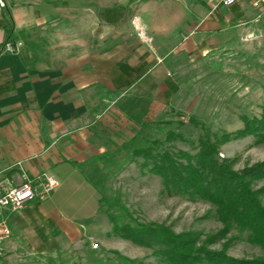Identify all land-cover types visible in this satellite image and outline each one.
I'll return each mask as SVG.
<instances>
[{
	"label": "rangeland",
	"instance_id": "1",
	"mask_svg": "<svg viewBox=\"0 0 264 264\" xmlns=\"http://www.w3.org/2000/svg\"><path fill=\"white\" fill-rule=\"evenodd\" d=\"M57 1L65 6L94 4V0ZM97 1L111 5V11L101 10L106 22L102 32L118 30L124 39H134L135 50L147 57L146 68L139 70L138 78L133 76L139 79L134 90L108 89L106 118L94 124L104 135L96 139L92 152L81 157L82 177L68 189L71 202L60 206V218L51 219L47 212L22 236L13 232L4 243L0 264L118 262L114 252L143 264H168L159 246L143 247L115 235L113 219L119 224H162L176 233L192 232L207 248L224 249L231 257H264V249L250 243L248 231L233 225L224 237L216 207L167 189L134 155L138 148L157 142L159 150L196 155L206 134L233 133L243 128L242 117H262L264 13L249 0H236L232 7L216 6L215 0ZM145 6L151 12L147 20L139 11ZM209 6L226 22L209 34L200 28L187 32L196 21V8ZM180 12L185 26L176 30L175 16ZM39 38L40 47L49 45L45 30ZM105 43L102 47H109ZM133 94L135 102L129 98ZM171 132L177 138L168 141ZM217 158L242 171L264 161V143L256 144L254 137L231 140L219 147ZM263 185L264 180L254 183L253 189ZM260 199L264 204V193Z\"/></svg>",
	"mask_w": 264,
	"mask_h": 264
},
{
	"label": "crops",
	"instance_id": "2",
	"mask_svg": "<svg viewBox=\"0 0 264 264\" xmlns=\"http://www.w3.org/2000/svg\"><path fill=\"white\" fill-rule=\"evenodd\" d=\"M7 2L8 7L0 11V46L8 42L11 29L21 47L17 54L0 55V183L7 180L16 185L25 176L32 181L45 176L59 184L45 202L36 199L21 211L6 212L12 233L22 236L47 212L51 219L60 218V206L71 202L68 189L82 177L81 157L92 152L96 139L104 135L94 124L106 118L108 89L128 86L134 90L139 79L133 76L138 78L139 70L146 68L147 57L141 49L135 50L134 39H124L118 30L102 32L106 22L101 10L111 11L110 4L97 0L91 1L93 7L65 6L57 0ZM139 11L144 20L149 19V6ZM196 14L187 32L200 28L209 34L226 22L211 6L196 8ZM175 17L176 30L183 28V13ZM44 30L49 43L45 48L38 39ZM104 43L109 47H102ZM129 98L135 102L134 94Z\"/></svg>",
	"mask_w": 264,
	"mask_h": 264
},
{
	"label": "trees",
	"instance_id": "3",
	"mask_svg": "<svg viewBox=\"0 0 264 264\" xmlns=\"http://www.w3.org/2000/svg\"><path fill=\"white\" fill-rule=\"evenodd\" d=\"M7 40L15 43L11 29L7 31ZM242 120L243 128L236 132L206 134L200 139L196 155L159 150L160 142L152 147L138 148L134 155L143 159V167L160 177L167 189H177L216 207L218 219L224 225L221 231L224 237L235 225L249 232L252 245L264 249V204L260 199L264 185L253 189L254 183L264 180V161L236 171L231 162L217 158L219 147L231 140L254 137L256 144L264 143V114L261 118L244 116ZM167 137L171 141L177 135L171 132ZM112 222L115 235L120 234L143 247L159 246L168 264H264V257L240 259L231 257L224 249L211 250L192 232L176 233L162 224H119L114 219ZM113 254L118 262L97 259L92 264H143L116 252Z\"/></svg>",
	"mask_w": 264,
	"mask_h": 264
},
{
	"label": "built area",
	"instance_id": "4",
	"mask_svg": "<svg viewBox=\"0 0 264 264\" xmlns=\"http://www.w3.org/2000/svg\"><path fill=\"white\" fill-rule=\"evenodd\" d=\"M252 5L261 14L264 13V0H251ZM216 6L232 7L236 0H215ZM8 7L7 0H0V11ZM21 44L5 42L0 46V55L17 54ZM59 187L53 177L39 178L36 181L28 180L25 176L19 184L13 185L7 180L0 183V255L4 251V243L12 236L6 212L16 213L25 209L31 202L44 201L53 191ZM97 247V244L94 245Z\"/></svg>",
	"mask_w": 264,
	"mask_h": 264
}]
</instances>
